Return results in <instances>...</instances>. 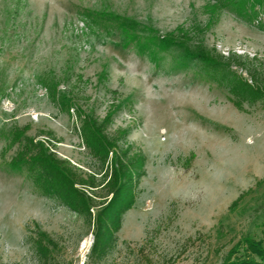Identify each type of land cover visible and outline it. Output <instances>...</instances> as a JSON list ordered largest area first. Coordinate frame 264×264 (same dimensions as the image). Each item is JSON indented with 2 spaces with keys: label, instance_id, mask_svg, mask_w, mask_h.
Returning a JSON list of instances; mask_svg holds the SVG:
<instances>
[{
  "label": "rangeland",
  "instance_id": "374dc122",
  "mask_svg": "<svg viewBox=\"0 0 264 264\" xmlns=\"http://www.w3.org/2000/svg\"><path fill=\"white\" fill-rule=\"evenodd\" d=\"M213 2L0 0V264H222L245 236L264 237V102L238 110L193 59L237 53L264 80V30ZM77 109L112 112L108 133L129 129L127 142L147 157L136 204L102 260L90 257L86 219L11 162L13 130L26 127L100 177ZM40 231L58 243L48 260L33 243Z\"/></svg>",
  "mask_w": 264,
  "mask_h": 264
},
{
  "label": "trees",
  "instance_id": "16d2710c",
  "mask_svg": "<svg viewBox=\"0 0 264 264\" xmlns=\"http://www.w3.org/2000/svg\"><path fill=\"white\" fill-rule=\"evenodd\" d=\"M213 1L210 6L227 9L250 24L258 21L257 26L264 30V21L258 20L264 13V0ZM193 59L201 61L202 70L228 90L229 100L238 110L246 111V104L264 102V80L247 58L237 53L206 52ZM239 68H245L249 76L240 73ZM64 109L71 113L69 105ZM83 112H76L79 133L90 155L104 168L100 177L95 171L85 172L70 160L58 157L50 143L27 135L26 127L13 130L12 144L20 146L11 162L15 168L27 169L38 193L60 201L86 219L94 236L90 257L102 260L116 248L124 215L136 204L141 179L147 175V157L127 142L129 129L108 133L112 112L102 119ZM47 133L54 136L53 131ZM244 195L234 200L230 209ZM33 243L39 258L45 260L58 246L46 231H40ZM222 264H264V237L245 236L231 248Z\"/></svg>",
  "mask_w": 264,
  "mask_h": 264
}]
</instances>
